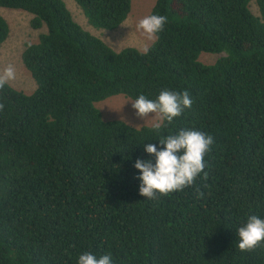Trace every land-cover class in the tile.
<instances>
[{
    "label": "trees",
    "instance_id": "1",
    "mask_svg": "<svg viewBox=\"0 0 264 264\" xmlns=\"http://www.w3.org/2000/svg\"><path fill=\"white\" fill-rule=\"evenodd\" d=\"M97 30L114 31L132 0H72ZM156 0L155 42L115 51L82 28L64 0H0L32 16L23 63L36 90L0 89V264H264V245L238 248L249 215L264 219V0ZM0 15V49L10 36ZM202 54L223 55L212 65ZM183 93L191 108L159 131L104 120L115 96ZM214 139L203 174L182 192L139 194L144 144L182 130ZM202 194V195H201Z\"/></svg>",
    "mask_w": 264,
    "mask_h": 264
},
{
    "label": "clouds",
    "instance_id": "2",
    "mask_svg": "<svg viewBox=\"0 0 264 264\" xmlns=\"http://www.w3.org/2000/svg\"><path fill=\"white\" fill-rule=\"evenodd\" d=\"M166 23V16L153 14L141 18L136 29L146 40L155 41ZM144 51L147 52L148 49L145 48ZM14 79L15 69L9 65L0 73V89ZM131 104L139 119L146 121V124L151 120L153 129L159 131L165 122L171 124L186 108H191L192 100L187 91L180 93L163 90L155 100L141 94ZM3 108L4 105L0 104V111ZM150 114H154V117L150 118ZM159 142L164 146L162 150H158L154 144L143 145L149 156L156 157L155 164L143 159L135 162L134 167L141 173L136 177L141 181V196L159 199L193 186L201 174L203 179H207L204 158L214 143L212 136L186 129L176 135L161 138ZM238 236V248L241 252L250 253L261 247L264 245V219L254 214L249 215L247 222L238 228ZM78 264H112V257L105 254L98 258L85 252L78 257Z\"/></svg>",
    "mask_w": 264,
    "mask_h": 264
},
{
    "label": "rangeland",
    "instance_id": "3",
    "mask_svg": "<svg viewBox=\"0 0 264 264\" xmlns=\"http://www.w3.org/2000/svg\"><path fill=\"white\" fill-rule=\"evenodd\" d=\"M64 1L72 13L74 20L82 28L103 40L115 51H122L129 47L144 51L145 48H149L155 42L146 40L141 33L137 31L136 24L141 18L151 14L156 0H132V12L129 18L121 27L114 31L97 30L93 28L80 7L74 1ZM251 11L256 16H259L257 0L252 1ZM0 15L8 21L11 29L8 40L0 49V73L3 72L4 68L12 65L15 69V79L10 81L9 84L13 88L30 95L37 87L32 75L24 66L22 56L26 44L37 42L39 35L45 32V29L34 30L31 27L32 16L24 11L0 8ZM222 56L223 55L202 54L200 56V61L203 64L212 65ZM131 101L133 100L123 96H115L98 103L96 106L101 111L106 121H126L127 124L135 128L152 126L153 122L151 120L146 124V121L136 116ZM151 117H154V114H150V118Z\"/></svg>",
    "mask_w": 264,
    "mask_h": 264
}]
</instances>
